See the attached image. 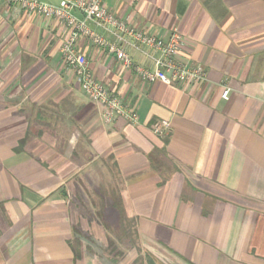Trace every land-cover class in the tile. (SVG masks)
<instances>
[{
  "label": "crops",
  "instance_id": "crops-1",
  "mask_svg": "<svg viewBox=\"0 0 264 264\" xmlns=\"http://www.w3.org/2000/svg\"><path fill=\"white\" fill-rule=\"evenodd\" d=\"M103 4L163 42L176 30V60L202 66L205 80L143 82L80 38L90 73L138 115L105 122L63 62V23L0 0V264H109L82 236L101 227L72 202L106 166L137 233V256L118 264H264V0ZM137 46L122 45L153 69L158 53ZM161 120L167 135L152 130Z\"/></svg>",
  "mask_w": 264,
  "mask_h": 264
},
{
  "label": "built area",
  "instance_id": "built-area-1",
  "mask_svg": "<svg viewBox=\"0 0 264 264\" xmlns=\"http://www.w3.org/2000/svg\"><path fill=\"white\" fill-rule=\"evenodd\" d=\"M7 4L20 6L29 13H37L45 18H55L63 23L64 31L68 35L61 43L60 51L65 66L74 75L82 93L102 110L105 122L114 115L122 117L130 124H136L138 115L129 108L119 96L112 95L102 83L94 78L89 70L86 56L79 53L76 42L80 38L87 39L98 49H107L125 68H133L135 75L143 82H161L168 86L181 89L205 80V70L200 65H185L176 60V55L182 43L181 35L173 30L166 42L161 39L145 35L140 30L128 27L124 22L116 19L104 6L103 0H58L56 5L38 0H2ZM75 13L82 15L78 19ZM88 23L114 38L109 41L91 29ZM131 38V41L128 40ZM129 41V42H128ZM129 44L134 48L142 45L155 50L158 56L153 59V69L134 66L122 45ZM221 97L227 99L228 90L223 91ZM155 134L167 135L169 123L161 120L152 127Z\"/></svg>",
  "mask_w": 264,
  "mask_h": 264
},
{
  "label": "rangeland",
  "instance_id": "rangeland-1",
  "mask_svg": "<svg viewBox=\"0 0 264 264\" xmlns=\"http://www.w3.org/2000/svg\"><path fill=\"white\" fill-rule=\"evenodd\" d=\"M87 180V188L76 189L74 194V200L72 201L76 207L79 208V212L83 215L84 219H87L89 226L91 228H99L101 227V231H97L96 235L90 236L82 235L88 238L87 243L90 244L94 250L99 253L103 258H109L107 254V242L106 236L109 234L102 225V222H105L107 225L111 227L112 231H118L117 227V213L115 210L110 208L109 200L106 198L103 202H101L100 198L96 195V191L100 190L103 192H107L108 194L112 191L118 190V180L116 179L115 172L110 170L109 167H101V170L95 171L92 170L88 174ZM91 185V186H90ZM102 205V206H101ZM101 207L103 209H101ZM97 211H101L103 213V221H100L96 213ZM86 215L88 218H86ZM90 219V220H89ZM91 222L93 224H91ZM96 230V229H95ZM115 233V232H114ZM110 235H114L111 233ZM118 249L126 250V244H117ZM130 252V253H129ZM133 254L137 256L136 251H126V255Z\"/></svg>",
  "mask_w": 264,
  "mask_h": 264
},
{
  "label": "trees",
  "instance_id": "trees-1",
  "mask_svg": "<svg viewBox=\"0 0 264 264\" xmlns=\"http://www.w3.org/2000/svg\"><path fill=\"white\" fill-rule=\"evenodd\" d=\"M97 196L98 198H100L101 202H103L107 198L110 203V208L115 210L118 216L117 233L116 230L112 231L109 225H107L105 222H102L103 228L109 233L106 236L107 254L109 258H103L101 255L100 256L109 264H118V262L121 261V259L125 256L126 251L132 248L137 249V233L136 230L133 229L132 221L126 217L120 196V189H118L117 191H112L111 194L98 190ZM103 208L101 207V209ZM96 216L100 221H103V213L101 211H97ZM74 233L75 235H80L77 230H74ZM111 233H113L114 235H110ZM79 243L80 240L75 236L74 243H72V249H74V245H79ZM117 244H126V250L124 251L118 249ZM74 252L76 253V255L78 254L75 249Z\"/></svg>",
  "mask_w": 264,
  "mask_h": 264
}]
</instances>
